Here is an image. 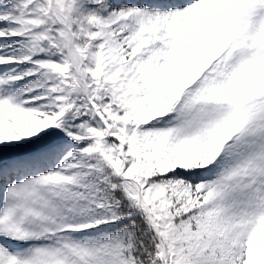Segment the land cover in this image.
<instances>
[{"label": "rangeland", "instance_id": "obj_1", "mask_svg": "<svg viewBox=\"0 0 264 264\" xmlns=\"http://www.w3.org/2000/svg\"><path fill=\"white\" fill-rule=\"evenodd\" d=\"M179 1L0 0V264H264V0Z\"/></svg>", "mask_w": 264, "mask_h": 264}, {"label": "bare ground", "instance_id": "obj_2", "mask_svg": "<svg viewBox=\"0 0 264 264\" xmlns=\"http://www.w3.org/2000/svg\"><path fill=\"white\" fill-rule=\"evenodd\" d=\"M131 1H134V0H129V2H131ZM153 1H155V0H150V2H153ZM166 1H169V3H171V1L172 0H166ZM185 2L186 0H182V2ZM181 2V3H182ZM2 56H1V54H0V58H1ZM29 57V56H28ZM4 59H5V57H4ZM11 62L12 61H6V59H5V61H3V65H5V68H9L8 66L11 64ZM12 71V70H11ZM22 75H24V74H22ZM26 75V74H25ZM16 79L17 78V75H16V73H12V74H7V73H5V75L2 77V74H0V106L5 102V100H4V95L3 94H5L4 92H5V87L6 86H4L5 84H7L8 82L7 81H9V80H11V79ZM25 78V77H24ZM27 78V77H26ZM18 82V81H17ZM16 83V82H15ZM14 83V84H15ZM16 85V84H15ZM11 86V85H10ZM9 90H10V88H9ZM11 91H13V90H11ZM7 92H9V91H7ZM14 92V91H13ZM1 99H3V100H1ZM7 101V100H6ZM52 152V151H51ZM54 156H56V154H53V153H47L44 157H43V159H42V164L39 166H37L36 168H38L39 167V170H41L42 168H45L47 165H49V163H50V159L52 158V157H54ZM52 160V159H51ZM68 163H69V161H68ZM70 165V164H69ZM63 166V164H61L58 168H57V170H59L60 168H63L62 167ZM3 166H1L0 168H2ZM6 207V206H5ZM2 208V207H1Z\"/></svg>", "mask_w": 264, "mask_h": 264}]
</instances>
